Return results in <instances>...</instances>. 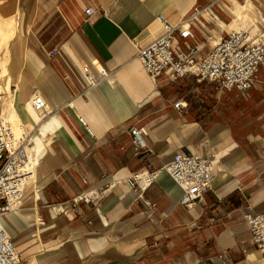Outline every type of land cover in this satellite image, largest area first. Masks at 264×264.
Listing matches in <instances>:
<instances>
[{"label": "crops", "instance_id": "0c3cea01", "mask_svg": "<svg viewBox=\"0 0 264 264\" xmlns=\"http://www.w3.org/2000/svg\"><path fill=\"white\" fill-rule=\"evenodd\" d=\"M247 6L258 8L263 28H246ZM14 7L24 29L14 40L10 90L20 123L34 133L37 162L21 204L1 220L19 264H264L244 220L264 211V68L240 94L192 75L152 80L136 58V45L162 35L158 15L173 27L186 23L190 36L176 33L173 47L199 59L237 27L263 32L264 0H14ZM35 94L53 112L43 122L24 116L34 113ZM133 127L143 147L132 144ZM209 153L215 182L190 206L167 176L143 191L127 183L177 155ZM106 183L114 185L99 211L81 204L78 215L54 212Z\"/></svg>", "mask_w": 264, "mask_h": 264}, {"label": "built area", "instance_id": "2783aa9c", "mask_svg": "<svg viewBox=\"0 0 264 264\" xmlns=\"http://www.w3.org/2000/svg\"><path fill=\"white\" fill-rule=\"evenodd\" d=\"M91 17L93 12L86 11ZM162 27V35L148 47L136 45V58L143 65L152 80L166 75L170 81L195 76L199 81L217 84L220 90H235L246 94L254 85L258 71L264 68V31L253 34L249 30L232 31L217 43L202 58H195L193 52L175 50L173 47L176 33L186 39L190 32L185 22L173 27L164 15L156 17ZM90 87L98 81L88 76ZM0 93V264H19L16 249L6 234L1 220L14 212L24 198L27 184L36 177L37 162L31 161L29 150L32 147L34 133L16 130L2 118ZM31 110L43 122L53 115L46 101L35 94L29 101ZM176 108L180 104L175 105ZM132 144L144 146L143 132L133 127ZM214 154L177 155L173 161L159 168H142L127 179L134 189L146 190L158 182L162 176L169 177L183 192L182 206H190L203 194L212 189L216 179ZM87 184L86 181H83ZM114 184H102L84 190L70 202L54 206L57 214L71 209L80 214L81 204L99 211L106 193ZM244 220L248 225L251 241L264 254V211L247 212Z\"/></svg>", "mask_w": 264, "mask_h": 264}, {"label": "rangeland", "instance_id": "374dc122", "mask_svg": "<svg viewBox=\"0 0 264 264\" xmlns=\"http://www.w3.org/2000/svg\"><path fill=\"white\" fill-rule=\"evenodd\" d=\"M238 1L241 5H246L247 0H238ZM257 4L259 5V3ZM243 14H244V20L246 21L245 23L247 24L246 28L251 25H254L255 27L258 26V28L260 29L263 28L262 24L258 19L260 15L258 14L257 7L255 8L253 6L250 7L247 6L244 8ZM19 17H20L19 12L17 11L16 7H14V0H0V64H1L0 73H2L3 70L6 69L8 75L6 77H1L0 74V79H1L0 91L3 93L5 92L10 101L15 98V94H13L10 90V87L15 84L10 74L11 69L15 66L14 58L16 57L17 54L14 40L16 37H18L19 40L21 41L23 29H24L22 27V23L19 21ZM10 22L13 24V28H12L13 31L8 27V23ZM240 27H237L236 29H234V31L244 29V28L239 29ZM16 62L18 61L16 60ZM2 106L4 107V100L1 99V112L3 111ZM25 114L24 116L28 117L30 121L31 118H33L36 122L40 120V118L35 113H32L29 109L28 112H26ZM2 118H4L3 114H2ZM4 120L10 123L18 131L25 132L26 129L28 131L32 130L31 126L23 125V127H20L18 126L19 124L14 125L12 122L7 121L5 118ZM29 153L31 155L32 150H29Z\"/></svg>", "mask_w": 264, "mask_h": 264}, {"label": "bare ground", "instance_id": "6f19581e", "mask_svg": "<svg viewBox=\"0 0 264 264\" xmlns=\"http://www.w3.org/2000/svg\"><path fill=\"white\" fill-rule=\"evenodd\" d=\"M0 67H1V64H0ZM1 74V77H6V76H8L7 75V71H6V69L5 70H3V72L2 73H0ZM28 75V74H27ZM1 80V79H0ZM3 80V79H2ZM4 82V81H3ZM6 83V82H5ZM5 85V84H4ZM17 86H18V91L20 90V82L18 81V83H17ZM5 91V90H4ZM17 91V92H18ZM0 93H1V99L2 100H4V107H3V111H2V114H3V116H4V118L7 120V121H9V122H12L14 125H17V124H19L18 126H20V127H23L22 126V124L20 123V117H21V115H20V113H19V110H18V108H17V106H18V96L15 98V99H13V100H9L8 99V96L6 95V93L4 92H1L0 91ZM13 98V97H12ZM3 118V119H4ZM21 129V128H20ZM31 161H32V159H31Z\"/></svg>", "mask_w": 264, "mask_h": 264}]
</instances>
